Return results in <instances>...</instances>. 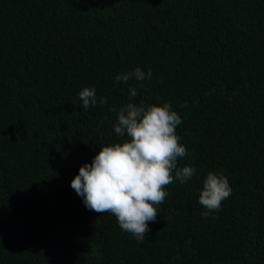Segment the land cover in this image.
I'll return each mask as SVG.
<instances>
[{
    "label": "trees",
    "instance_id": "1",
    "mask_svg": "<svg viewBox=\"0 0 264 264\" xmlns=\"http://www.w3.org/2000/svg\"><path fill=\"white\" fill-rule=\"evenodd\" d=\"M128 103L170 104L196 170L142 242L71 187ZM209 172L232 194L205 218ZM0 264H264V0H0Z\"/></svg>",
    "mask_w": 264,
    "mask_h": 264
},
{
    "label": "clouds",
    "instance_id": "2",
    "mask_svg": "<svg viewBox=\"0 0 264 264\" xmlns=\"http://www.w3.org/2000/svg\"><path fill=\"white\" fill-rule=\"evenodd\" d=\"M152 75L151 70L145 74L136 68L134 72L117 75L116 80L127 83L135 77L143 81ZM129 91L130 99L138 95L135 88ZM79 98L84 109L97 104L94 88H84ZM99 102L107 104V99L101 97ZM110 111L117 115L115 134L127 139L102 147L92 163L79 169L71 187L83 198L88 210L114 216L124 232L142 242L150 232L149 223L159 216L158 206L168 196L165 189L177 180L186 183L196 170L177 167L178 158L185 157L187 150L176 134L183 121L170 104L128 103L119 110L113 106ZM231 194L227 177L209 172L199 197V203L208 210L203 216L207 218L220 211Z\"/></svg>",
    "mask_w": 264,
    "mask_h": 264
}]
</instances>
